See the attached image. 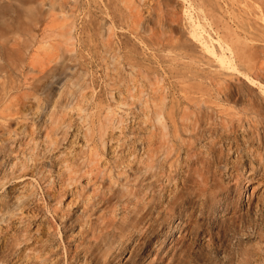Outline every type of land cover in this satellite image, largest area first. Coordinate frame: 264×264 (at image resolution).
<instances>
[{"label": "rangeland", "instance_id": "1", "mask_svg": "<svg viewBox=\"0 0 264 264\" xmlns=\"http://www.w3.org/2000/svg\"><path fill=\"white\" fill-rule=\"evenodd\" d=\"M0 264H264V0H0Z\"/></svg>", "mask_w": 264, "mask_h": 264}, {"label": "bare ground", "instance_id": "2", "mask_svg": "<svg viewBox=\"0 0 264 264\" xmlns=\"http://www.w3.org/2000/svg\"><path fill=\"white\" fill-rule=\"evenodd\" d=\"M179 187V186H178ZM175 192V191H174ZM172 195V194H171ZM172 199V198H171ZM164 204V203H163ZM163 206V205H162ZM163 208V207H162ZM163 213H164V211H163ZM158 244V243H157ZM160 247V246H159Z\"/></svg>", "mask_w": 264, "mask_h": 264}]
</instances>
